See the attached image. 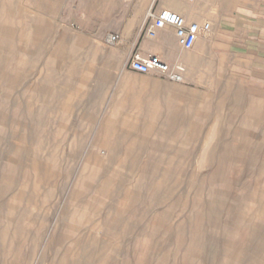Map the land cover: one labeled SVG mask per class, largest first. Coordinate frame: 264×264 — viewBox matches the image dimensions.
<instances>
[{
    "label": "rangeland",
    "instance_id": "1",
    "mask_svg": "<svg viewBox=\"0 0 264 264\" xmlns=\"http://www.w3.org/2000/svg\"><path fill=\"white\" fill-rule=\"evenodd\" d=\"M105 3L0 0V264H264V89L131 72Z\"/></svg>",
    "mask_w": 264,
    "mask_h": 264
},
{
    "label": "crops",
    "instance_id": "2",
    "mask_svg": "<svg viewBox=\"0 0 264 264\" xmlns=\"http://www.w3.org/2000/svg\"><path fill=\"white\" fill-rule=\"evenodd\" d=\"M104 1L106 20L119 23L110 34L118 36L119 41L132 38V53L155 55L167 64L182 61L184 50L169 28L159 30L154 39L143 34L149 8L154 3L157 11L169 9L187 24H210V37L198 40L190 51L197 55L198 62L211 53L229 57L243 72L248 85L264 89V0H143V5L142 0ZM141 5L145 7L143 12Z\"/></svg>",
    "mask_w": 264,
    "mask_h": 264
},
{
    "label": "built area",
    "instance_id": "3",
    "mask_svg": "<svg viewBox=\"0 0 264 264\" xmlns=\"http://www.w3.org/2000/svg\"><path fill=\"white\" fill-rule=\"evenodd\" d=\"M165 28L173 32L177 45L184 51H191L198 40H206L211 35V26L208 22L187 24L182 16L168 9L150 11L143 34L148 39H154L157 32ZM118 41L119 38L115 34H109L105 38L106 45H114ZM128 68L131 72L141 75L156 73L177 84L183 81L185 73L184 66L180 64L170 66L158 56H141L135 52L129 59Z\"/></svg>",
    "mask_w": 264,
    "mask_h": 264
}]
</instances>
